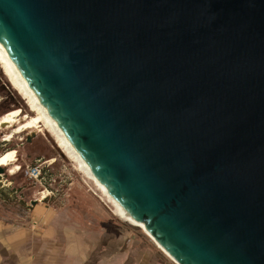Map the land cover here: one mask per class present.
<instances>
[{
	"label": "water",
	"instance_id": "1",
	"mask_svg": "<svg viewBox=\"0 0 264 264\" xmlns=\"http://www.w3.org/2000/svg\"><path fill=\"white\" fill-rule=\"evenodd\" d=\"M0 43L179 264H264V0H0Z\"/></svg>",
	"mask_w": 264,
	"mask_h": 264
},
{
	"label": "rangeland",
	"instance_id": "2",
	"mask_svg": "<svg viewBox=\"0 0 264 264\" xmlns=\"http://www.w3.org/2000/svg\"><path fill=\"white\" fill-rule=\"evenodd\" d=\"M13 111L21 113L18 123L24 122L22 117L26 115L37 116L0 61V118ZM9 135H13L11 140L6 139ZM29 136L31 141L27 140ZM9 151L17 160L0 173L1 218L28 226L36 222L34 229L42 228L45 219L48 224H90L91 230L86 233L101 237L100 247L91 252L93 256L103 255L104 260L99 259L103 264H114L113 256L121 257V264H177L142 228L122 218L97 184L62 149L48 126L19 133L14 127L0 128V155ZM16 165L19 169L12 173ZM35 165L46 174V184L26 175L27 168ZM46 189L54 194L35 204ZM35 205L41 211L34 212ZM95 261L91 263L98 264Z\"/></svg>",
	"mask_w": 264,
	"mask_h": 264
},
{
	"label": "crops",
	"instance_id": "3",
	"mask_svg": "<svg viewBox=\"0 0 264 264\" xmlns=\"http://www.w3.org/2000/svg\"><path fill=\"white\" fill-rule=\"evenodd\" d=\"M33 211L41 210L35 205ZM46 222L34 229L0 217V264H92V259L103 264L99 259L105 257L91 252L100 247L101 237L86 233L90 224ZM115 257L114 264H121V257Z\"/></svg>",
	"mask_w": 264,
	"mask_h": 264
},
{
	"label": "bare ground",
	"instance_id": "4",
	"mask_svg": "<svg viewBox=\"0 0 264 264\" xmlns=\"http://www.w3.org/2000/svg\"><path fill=\"white\" fill-rule=\"evenodd\" d=\"M0 61L4 64V68L11 74V77L14 82L17 83L22 95L24 98L28 100V103L32 105L33 111L36 113L37 116L30 117L26 115L22 117V121L18 123V118L21 116V113L18 111L9 112L3 117L0 118V128L3 127H14L15 133L22 132L27 129H36L44 126H48L52 134L55 135L58 143L62 146V149L71 157L73 158L80 166V169L84 171L87 176L94 181L98 188L104 193V195L108 198V200L114 205L118 212L122 216V218L126 219L128 222H131L137 227L142 228L147 235H149L153 241L159 246L163 252L169 256L172 260H174L177 264H179L155 239L154 237L147 231L145 225L142 222L135 220L107 191V189L103 186V184L94 176L89 166L83 160V158L79 155V153L75 150L71 142L65 136V134L60 130L59 126L53 119V117L49 114L43 104L40 102L38 97L33 92L32 88L25 80L9 54L5 51L3 45L0 43ZM21 121V120H20ZM13 135H9L6 139L11 140ZM16 156L12 151L6 152L0 155V166L7 167L10 164L16 162ZM19 167L16 165L12 173L17 172ZM11 170V169H10Z\"/></svg>",
	"mask_w": 264,
	"mask_h": 264
},
{
	"label": "built area",
	"instance_id": "5",
	"mask_svg": "<svg viewBox=\"0 0 264 264\" xmlns=\"http://www.w3.org/2000/svg\"><path fill=\"white\" fill-rule=\"evenodd\" d=\"M26 175L32 179H34L36 182H39L40 184H46L47 183V179H46V174L42 173V168L39 165H35L33 167H28L26 170ZM47 193L43 194L40 198H37L34 203H36V201H41L46 199L47 197H49L50 195L54 194L53 190L51 189H46ZM44 193V191H43ZM33 204V203H32ZM36 226V222L34 223H30V227H35Z\"/></svg>",
	"mask_w": 264,
	"mask_h": 264
}]
</instances>
